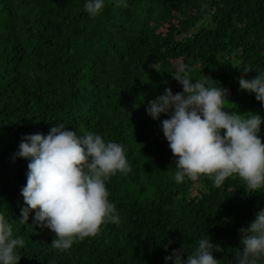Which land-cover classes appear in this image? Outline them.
I'll use <instances>...</instances> for the list:
<instances>
[{"label": "trees", "instance_id": "obj_1", "mask_svg": "<svg viewBox=\"0 0 264 264\" xmlns=\"http://www.w3.org/2000/svg\"><path fill=\"white\" fill-rule=\"evenodd\" d=\"M117 2L105 0L93 19L86 0H0V214L24 240L19 264H169L173 250L191 252L202 238L223 249L215 259L233 264L264 190L250 193L239 178L220 188L206 177L177 184L161 124L169 116L153 120L147 108L167 88L183 91L173 76L186 65L193 82L206 76L228 90L227 110L264 117L238 83L248 65L246 79L264 73V0ZM60 124L120 143L131 168L106 181L120 224L64 252L34 212L19 221L29 163L19 145Z\"/></svg>", "mask_w": 264, "mask_h": 264}, {"label": "clouds", "instance_id": "obj_2", "mask_svg": "<svg viewBox=\"0 0 264 264\" xmlns=\"http://www.w3.org/2000/svg\"><path fill=\"white\" fill-rule=\"evenodd\" d=\"M115 6L121 7L122 0ZM104 7L105 0H86L84 5L93 19ZM206 7L202 5V9ZM252 72L251 65L244 67L238 81L240 90L255 94L264 105V73L246 79ZM173 79L183 91L174 94L167 88L149 102L147 113L158 121L162 114L169 116L161 124L175 157V182L206 177L220 188L229 178H239L250 193L264 190V117L258 112L227 110L228 90L210 86L217 81L206 76L193 82L186 65L178 66ZM19 149L17 155L29 161L27 183L21 190L26 206L19 221L28 223L34 212L35 222L54 234L53 249L70 250L75 242L97 236L106 223L120 224L106 181L131 171L123 145L105 142L101 135L91 132L78 136L60 124L52 126L46 136L37 133L24 137ZM239 231L241 248L233 264H264V210ZM23 246L24 240L13 238L11 224L0 214V264H19L21 257L16 250ZM222 251L211 238H202L193 251L182 247L165 260L169 264H221L213 253Z\"/></svg>", "mask_w": 264, "mask_h": 264}]
</instances>
